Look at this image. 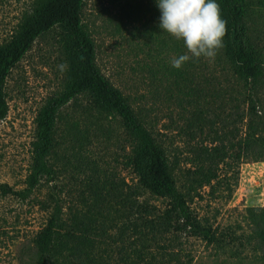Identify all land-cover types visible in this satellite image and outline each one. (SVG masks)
<instances>
[{
	"label": "rangeland",
	"instance_id": "1",
	"mask_svg": "<svg viewBox=\"0 0 264 264\" xmlns=\"http://www.w3.org/2000/svg\"><path fill=\"white\" fill-rule=\"evenodd\" d=\"M31 1L0 0V43L9 39ZM160 16L157 0H86L83 10L99 67L166 148L178 187L193 197L194 212L214 227L249 233L247 207L264 205V160L227 158L230 164L218 158L211 163L204 152L220 143L221 134L227 139L244 135L247 104L239 99L242 85L221 50L214 60L193 58L179 69L173 67L172 60L185 54L186 48L160 29ZM253 23L264 45L263 6ZM62 64L55 30L37 38L12 69L6 84L9 113L0 121V183L15 189L26 186L35 118L47 99L62 88ZM128 149L119 117L106 118L99 126L73 106L63 109L52 161L65 210L81 205L87 179L96 175L135 187L137 177L123 159ZM201 165L211 167L217 179L228 175L230 185L216 186L215 178V187L209 184L191 190ZM49 188L44 182L25 200L0 194V264H29L35 257L33 237L48 217L38 203ZM137 196L140 201L165 207L161 198L148 193ZM112 232L117 237L120 228ZM162 242L177 254L169 264H264V250L251 245L240 258L217 253L185 232L170 233Z\"/></svg>",
	"mask_w": 264,
	"mask_h": 264
},
{
	"label": "trees",
	"instance_id": "2",
	"mask_svg": "<svg viewBox=\"0 0 264 264\" xmlns=\"http://www.w3.org/2000/svg\"><path fill=\"white\" fill-rule=\"evenodd\" d=\"M85 2L32 0L9 39L0 43V121L9 113L7 79L37 38L57 30L61 61L67 65L62 88L37 112L26 186L15 189L8 183H0L1 195L22 200L44 182L50 185L47 196L38 203L48 217L33 237L35 257L29 264H169L177 254L162 241L177 232L198 237L217 253L230 257H243L250 245L264 250V205L247 207L249 233L214 227L194 212L190 204L193 197L190 191L178 187L166 148L130 99L99 67L95 41L83 21ZM216 3L227 21L224 47L220 50L242 85L239 99L247 104L244 111L247 127L239 138L219 135L220 143L204 152L211 163L218 158L228 163L231 159L264 160V45L253 27L264 0H216ZM68 106L99 126L106 118L119 117L129 147L123 159L137 177L135 187L96 175L87 179L81 205L65 210L52 157L62 111ZM77 121L74 119V124ZM196 172L198 176L193 177L191 190L209 184L215 187L212 181L218 175L211 167L205 169L201 165ZM216 183L227 188L230 179L225 175ZM145 193L164 200L165 207L158 208L137 198ZM115 228H120L117 237L112 232Z\"/></svg>",
	"mask_w": 264,
	"mask_h": 264
},
{
	"label": "clouds",
	"instance_id": "3",
	"mask_svg": "<svg viewBox=\"0 0 264 264\" xmlns=\"http://www.w3.org/2000/svg\"><path fill=\"white\" fill-rule=\"evenodd\" d=\"M157 6L160 29L182 41L186 48L185 54L172 60L173 67L179 69L193 58L215 59L227 34V21L216 0H157ZM59 68L64 71L67 65Z\"/></svg>",
	"mask_w": 264,
	"mask_h": 264
}]
</instances>
